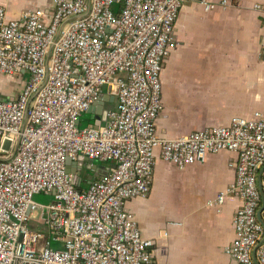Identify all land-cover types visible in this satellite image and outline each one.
Masks as SVG:
<instances>
[{
    "label": "built area",
    "instance_id": "obj_1",
    "mask_svg": "<svg viewBox=\"0 0 264 264\" xmlns=\"http://www.w3.org/2000/svg\"><path fill=\"white\" fill-rule=\"evenodd\" d=\"M51 1L17 17L0 3V81L29 74L17 96L0 89V264H154L155 239L126 204L150 195L157 149L181 169L208 154L236 155L233 181L208 204L240 200L225 250L234 264H264V115L171 138L157 130L179 12L187 2L201 10L218 2ZM254 9L264 19V1ZM105 88L116 106L97 127H80ZM68 158L115 166L78 175L67 171ZM41 192L52 199L36 203Z\"/></svg>",
    "mask_w": 264,
    "mask_h": 264
},
{
    "label": "crops",
    "instance_id": "obj_2",
    "mask_svg": "<svg viewBox=\"0 0 264 264\" xmlns=\"http://www.w3.org/2000/svg\"><path fill=\"white\" fill-rule=\"evenodd\" d=\"M215 1L218 5L211 10H193L187 2L179 12L177 45L161 75L164 110L157 122L161 136L171 138L206 126L227 125L233 116H251L256 111L264 115V19L254 9L256 2L264 0ZM0 3L7 7L10 17L19 16L25 9L10 0ZM11 6L14 10H9ZM102 96L106 110L116 106L108 88ZM83 115L87 121L82 127L94 125L102 117L85 111L79 125ZM156 151L150 195L126 204L143 234L155 239L154 264H165L171 238L177 240L176 245L182 240L184 251L190 247L198 264H234L225 248L234 237L233 217L240 200L229 199L221 206L209 205L208 201L233 181L236 155L228 151L208 154L204 161L181 169L162 160L159 149ZM114 166L113 161L94 160L78 170L98 176ZM178 197L184 200L176 202ZM171 206L176 208L175 214L189 219L187 225L169 222ZM165 222L175 226L166 231L167 236L160 227Z\"/></svg>",
    "mask_w": 264,
    "mask_h": 264
},
{
    "label": "rangeland",
    "instance_id": "obj_3",
    "mask_svg": "<svg viewBox=\"0 0 264 264\" xmlns=\"http://www.w3.org/2000/svg\"><path fill=\"white\" fill-rule=\"evenodd\" d=\"M10 3L17 5V7H23L25 9L26 8H34V7L49 8L52 5L51 0H10ZM19 9H21V8H19ZM9 10H14V8L11 6V9H9ZM193 10H201V9L199 7H195V5H194ZM28 75H29L28 72H26L25 74H22V75H16L14 77L3 78L0 81V89H6L7 91H4V92H8V95L17 96L18 91L21 89L22 85L24 84V81L28 78ZM1 94H2V96L5 95V93H1ZM86 118H87V115H83V118H81V125H79L80 127L84 126V124L87 121ZM51 199H52V195L46 194L44 192L37 193L33 196V200L38 204H46ZM183 200H184V198L178 197L176 199V202L179 201L181 203ZM169 209L171 211L168 212L169 213L168 215H170V217H172V219L169 220L170 223L180 224L181 226L187 225L189 219L187 221V219L182 218V215L178 216L177 214H175L176 213L175 207L171 206V208H169ZM35 213L39 217L41 214V208L38 207L35 210ZM178 214H180V213L178 212ZM31 226L35 227V226H37V223L32 221ZM160 227H163L162 229H164V231L166 232V231H170L171 229L173 230L175 226L167 224L165 222L164 225H161ZM169 240L171 241L172 247L166 253L167 259L165 261V264H198L196 256L193 255V252H191L190 247H188L187 250H185V251L182 249L184 247L182 240H181V244H177V245H176L177 240L172 239V238ZM183 241L185 243V240H183ZM55 246H56V244L54 243L53 247H55ZM194 247H197V244L194 245Z\"/></svg>",
    "mask_w": 264,
    "mask_h": 264
},
{
    "label": "water",
    "instance_id": "obj_4",
    "mask_svg": "<svg viewBox=\"0 0 264 264\" xmlns=\"http://www.w3.org/2000/svg\"><path fill=\"white\" fill-rule=\"evenodd\" d=\"M105 102L106 99L102 96V98L98 101V103H96L95 105L91 106L87 111L88 112H97V114L102 115L101 119L97 120L96 123L94 124V127H97L101 121H104L106 119V114H107V110L105 108ZM82 160V161H81ZM88 163H93V160L88 159V158H84V159H79L78 161H73L70 158H68L66 160V164H67V171L72 172V173H76L78 175H80V171H76L74 169H71L69 166L71 164H77L78 167H81L82 165H86ZM93 178V177H90ZM259 218H261L260 213H259Z\"/></svg>",
    "mask_w": 264,
    "mask_h": 264
}]
</instances>
